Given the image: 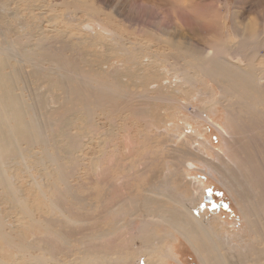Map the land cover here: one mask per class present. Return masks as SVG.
Here are the masks:
<instances>
[{
    "label": "rangeland",
    "instance_id": "374dc122",
    "mask_svg": "<svg viewBox=\"0 0 264 264\" xmlns=\"http://www.w3.org/2000/svg\"><path fill=\"white\" fill-rule=\"evenodd\" d=\"M244 26L258 108L237 129L184 55ZM0 78V264H264V199L237 185L243 151L264 181V0H0Z\"/></svg>",
    "mask_w": 264,
    "mask_h": 264
},
{
    "label": "bare ground",
    "instance_id": "6f19581e",
    "mask_svg": "<svg viewBox=\"0 0 264 264\" xmlns=\"http://www.w3.org/2000/svg\"><path fill=\"white\" fill-rule=\"evenodd\" d=\"M238 16L239 15L237 14V18H238ZM234 18H235L234 24H236V26L238 28L241 27L242 22H240L238 19L236 20V16ZM250 25H248V27ZM248 27L247 26L243 27V29L245 30L243 40L245 39V42L243 44H241L240 46H232V45H229V43H227V42H222V41L217 40L216 42H214L215 47L213 48L212 54H209V55H206L203 57L199 53H195V51L192 52V51H186L185 50V55H184V57L186 59L185 64H184L185 66L195 67L202 74L204 73V75H207V76L209 75L213 81H215L216 83H218L220 85V87H222V90H224L222 101L224 102L225 105H227V107L230 111L229 113L231 114L232 120L237 122V127H236L237 129L243 128L242 126H244L242 124L243 123L242 118H243V115H245V113H244L245 112V106L247 109H249L251 115L255 114L254 108L255 109L258 108L257 107L258 103H256V101H254L255 100L254 95L256 93L255 92L256 88L254 91L252 84H251V81L253 80L252 79L253 78L252 70L255 67V64H254L255 60H254V58H251V56L254 54V50H256V47L258 46V44L251 40V38L253 37L252 35H250L252 31H250V29ZM216 31H217V29H216ZM242 33H243V31H242ZM255 35H257V34H255ZM212 40H213V38H212ZM178 51H179V49H178ZM210 51H212V50L210 49ZM255 55H253V56H255ZM231 58L232 59L234 58V63H232V61L229 60ZM3 79L4 78H2V80ZM6 81H4V82H6ZM1 82H2L1 85H3V81H1ZM253 84H254V82H253ZM237 87L240 88V90L242 91V93L244 95L249 97L246 101H243V99H242L243 96L241 94H239L238 91H236ZM229 93H233V95H235V96L237 95L236 97H238V99L235 98V96H234L235 100H231V98L233 96L231 94L230 98H228ZM3 98H4V96H3ZM5 98L6 99L8 98L7 100L10 101V104H5V102H7L5 100ZM5 98L2 99V101H1V103L3 102L5 104L4 109H3V104H2V109H3L4 115H5L6 119H9L11 122L13 119V122H14V119L16 120L19 116L21 117L22 109H20V107H19V109L16 108L19 106V105L17 106L18 103H17L16 99L14 100V101H16L14 103V102H12L13 98L11 100L10 96H6ZM146 98H148V97H146ZM3 100H5V101H3ZM15 104H16V107H15ZM12 111H13V114H11ZM20 117H19V119L21 122L23 120H21L22 117L21 118ZM17 124H19V121H17ZM21 125H22V123H21ZM24 125H25V123H24ZM10 126L11 125H9V127ZM10 128L12 129V127H10ZM219 128H220L221 132L224 133L225 137L229 139V141L234 140V139H232L233 137L230 136V134H228V132H225V130L222 129L220 126H219ZM3 129H4V127H3ZM0 139H1V137H0ZM236 139L234 141H236ZM4 140H5V138H4ZM6 141H7V139H6ZM0 142H2V141H0ZM242 146H243L242 144H239V148L242 149L243 148ZM238 154H239V158L238 157H236V158H238L239 164H242L243 162H245L247 164V167L243 168V167L237 166V168L240 167V169H241L240 172L237 171L238 176L243 178L242 183L240 184L238 181L237 185H239V187H242L244 189V183H247V186H245V188L247 187V189H245V190H246V193L249 195V199H248V201L246 200L245 202H247L248 204H250L251 206L254 207V205L258 204L257 199L259 197L264 199V181L262 180V177H261L260 173L258 172V170L255 168L254 164L252 163V161H251L252 158L250 157V155H248L244 151L240 152ZM229 179H230V177H229ZM167 193H168V191H167ZM246 193L244 192V196L247 199ZM242 195H243V192H242ZM181 201H184V200H180V202ZM262 201H264V200H262ZM245 207H246V203H245ZM248 222H250L249 223L250 227L254 223L251 220ZM197 223L199 226L201 225V227H203V228L208 227V224L206 222H201V223L197 222ZM206 230L207 229H204L205 236L208 235V233H209L208 232L209 230H207V231ZM191 233L194 235L193 238H188V237H186V238L184 237V238L186 239V242L188 243V245H190L194 249V251L196 252V250L198 251V249H199L201 241L199 238L196 237V235H195L196 233L194 231H191ZM200 254H201V258H202V260H201L202 263L208 264L206 255H204L202 253H200ZM229 255L231 256V254H229ZM165 256H167L171 260H175V262H177L178 264L181 263L179 261V257L177 256V253L175 251H173V249H168L166 251ZM246 258L247 257H243V258L241 257V260L244 261ZM144 263L145 264H152V263H147V262H144ZM239 264H241V263L239 262Z\"/></svg>",
    "mask_w": 264,
    "mask_h": 264
},
{
    "label": "flooded vegetation",
    "instance_id": "af4514ba",
    "mask_svg": "<svg viewBox=\"0 0 264 264\" xmlns=\"http://www.w3.org/2000/svg\"><path fill=\"white\" fill-rule=\"evenodd\" d=\"M209 201H213V198L212 197H208L207 198Z\"/></svg>",
    "mask_w": 264,
    "mask_h": 264
}]
</instances>
